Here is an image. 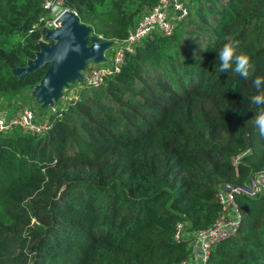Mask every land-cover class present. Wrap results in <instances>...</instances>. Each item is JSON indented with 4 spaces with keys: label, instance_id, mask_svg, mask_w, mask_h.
Returning a JSON list of instances; mask_svg holds the SVG:
<instances>
[{
    "label": "trees",
    "instance_id": "1",
    "mask_svg": "<svg viewBox=\"0 0 264 264\" xmlns=\"http://www.w3.org/2000/svg\"><path fill=\"white\" fill-rule=\"evenodd\" d=\"M155 2L62 5L116 45ZM44 14L42 0H0V99L40 81L45 68L21 80L10 70L38 50ZM229 39L251 58L247 79L219 72ZM258 76L264 0H188L170 36L142 40L118 74L55 108L47 133L0 134V264H181L188 240H173L175 225L206 229L219 184L264 175ZM236 202V232L206 264H264V193Z\"/></svg>",
    "mask_w": 264,
    "mask_h": 264
},
{
    "label": "built area",
    "instance_id": "2",
    "mask_svg": "<svg viewBox=\"0 0 264 264\" xmlns=\"http://www.w3.org/2000/svg\"><path fill=\"white\" fill-rule=\"evenodd\" d=\"M42 8L45 14L39 19L42 23L41 31L55 29L58 26L56 23L58 15L67 9L63 7L62 0H42ZM187 8L188 0H156L151 7L146 8L139 15L137 22L127 31L125 38L116 44L109 64H106L104 59L97 68L85 67L81 73L83 85L90 89L99 88L106 77L119 73L125 56L132 53L133 48L142 40L151 38L153 35L170 36L176 23L185 19ZM171 11L174 15L170 13ZM44 43L43 35H41L39 44ZM54 113L55 108H49V113L46 112L42 117L43 120L39 121L30 109L20 105L10 118L6 119L0 114V134L19 129L33 135H43L51 129L50 117ZM263 193V174H256L242 183L219 184L215 193L219 211L211 226L186 233L182 222L175 225L173 240L176 242L181 239L188 240L189 254L181 264H206L212 247L236 232L241 217L236 198H254Z\"/></svg>",
    "mask_w": 264,
    "mask_h": 264
},
{
    "label": "water",
    "instance_id": "3",
    "mask_svg": "<svg viewBox=\"0 0 264 264\" xmlns=\"http://www.w3.org/2000/svg\"><path fill=\"white\" fill-rule=\"evenodd\" d=\"M57 27L43 30L44 44L25 65L10 70L13 77L23 79L45 68L37 85L31 88V96L42 109H49L60 96L62 89L71 84H81V73L88 64L104 62V52L111 46L108 41H99L90 28L78 22L77 16L65 9L56 20Z\"/></svg>",
    "mask_w": 264,
    "mask_h": 264
},
{
    "label": "clouds",
    "instance_id": "4",
    "mask_svg": "<svg viewBox=\"0 0 264 264\" xmlns=\"http://www.w3.org/2000/svg\"><path fill=\"white\" fill-rule=\"evenodd\" d=\"M250 56L244 52L237 53V45L229 39L219 52V72L227 73L229 70L234 71L243 78L249 76ZM234 65V67H233ZM253 85L257 89V94L251 97V103L257 107V114L254 117V123L259 129V134L264 137V78L256 77Z\"/></svg>",
    "mask_w": 264,
    "mask_h": 264
},
{
    "label": "rangeland",
    "instance_id": "5",
    "mask_svg": "<svg viewBox=\"0 0 264 264\" xmlns=\"http://www.w3.org/2000/svg\"><path fill=\"white\" fill-rule=\"evenodd\" d=\"M170 13L174 15L172 11ZM187 28L190 27L187 26ZM115 47L116 45L111 44V46L104 52L103 56L104 59H106V64L110 63ZM99 66V64H88L87 69L91 67L97 68ZM84 87L85 86L83 85V83L68 85L66 89H62L60 98L53 103L52 107L58 108V106H63L66 102L76 100V94L85 89ZM20 105H24L28 109H30L33 112L36 120L38 119L39 121H42V117H44V114L48 112V108L42 109L40 105L34 101L30 92L14 96H2V98L0 99V114H2L6 119L10 118Z\"/></svg>",
    "mask_w": 264,
    "mask_h": 264
}]
</instances>
